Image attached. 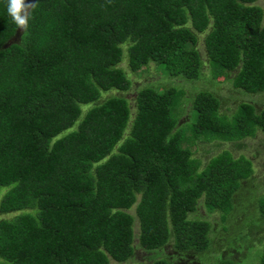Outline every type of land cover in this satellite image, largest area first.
<instances>
[{
    "label": "trees",
    "instance_id": "16d2710c",
    "mask_svg": "<svg viewBox=\"0 0 264 264\" xmlns=\"http://www.w3.org/2000/svg\"><path fill=\"white\" fill-rule=\"evenodd\" d=\"M255 1L26 0L35 7L24 31L0 0V215L10 214L0 218V264L122 262L133 253L134 218L151 246L208 248L209 222L188 213L202 198L225 221L251 162L221 150L199 169L182 144L264 135V110L240 102L224 121L217 98L197 91L186 128L173 114L181 88H140L131 119L125 97L102 95L128 89L123 57L135 71L157 53L163 75L197 76L195 33L205 30L213 79L218 69L234 71L233 88L264 91V15ZM255 261L264 264V244Z\"/></svg>",
    "mask_w": 264,
    "mask_h": 264
},
{
    "label": "rangeland",
    "instance_id": "374dc122",
    "mask_svg": "<svg viewBox=\"0 0 264 264\" xmlns=\"http://www.w3.org/2000/svg\"><path fill=\"white\" fill-rule=\"evenodd\" d=\"M254 3L262 8L264 15V2L256 0ZM206 31L195 33L196 43L194 47L198 51L200 59L197 76L193 77L190 70H186L182 76L177 77L163 75L164 73L156 64L157 53L144 54L146 63L135 71L128 70L126 58L123 57L118 65L127 73L130 81L128 89L105 92L102 97H107L110 94L125 97L131 119L135 109V94L140 88L153 87L157 91L168 86L181 88V92L183 90L184 93L182 98L178 100L173 114H176L179 124L183 123L182 125L186 128L195 119V112L190 110V107L193 95L197 91L207 90L217 98L218 113L226 115L223 116L224 121H228L230 114L240 102H248L253 105L256 112L264 109V91L246 93L231 86L234 71L226 72L218 69L219 74L213 79L211 76L212 67L208 62L203 44ZM19 33L20 30L17 29L9 41H17ZM184 135L190 136L188 129H185ZM182 145L189 148L191 156L198 161L199 169L208 162L209 158L220 153L221 150H229L232 156L244 155L254 161L251 163L252 174L242 181L240 188L233 195L234 209L230 211L225 221H221L217 211H209L207 207H204L202 198L198 199L195 210L188 213V218H199L209 222L208 237L210 244L206 250L201 252L177 251L172 246L171 241L162 245L151 246V244L139 240L137 237L138 222L134 218L132 255L122 262L109 258L108 264H151L154 259L160 257L170 260L174 264H209L225 258L234 260L236 263L241 262V264H256V256L260 246L264 244V216L261 215L260 210V200L264 198V135L257 131L253 137H246L234 142L205 141L198 138L192 144L186 141ZM128 211L134 215L133 207ZM253 212L259 214L257 216L259 220L256 221L255 218L250 217V222H248L246 217L251 216ZM8 216L10 214L0 215V218ZM259 222H261L260 225ZM247 225H253L257 228L253 229L250 226L249 229H245ZM236 228L240 233L236 232Z\"/></svg>",
    "mask_w": 264,
    "mask_h": 264
},
{
    "label": "clouds",
    "instance_id": "9594fccd",
    "mask_svg": "<svg viewBox=\"0 0 264 264\" xmlns=\"http://www.w3.org/2000/svg\"><path fill=\"white\" fill-rule=\"evenodd\" d=\"M34 7H35L34 4L26 3V0H8L7 2V11L9 16L11 17L15 25L19 29H22L24 31H27L29 27V20L32 15L31 9Z\"/></svg>",
    "mask_w": 264,
    "mask_h": 264
},
{
    "label": "crops",
    "instance_id": "0c3cea01",
    "mask_svg": "<svg viewBox=\"0 0 264 264\" xmlns=\"http://www.w3.org/2000/svg\"><path fill=\"white\" fill-rule=\"evenodd\" d=\"M244 139V138H243ZM242 140V139H241ZM233 157H237V156H233ZM247 158V157H246ZM248 160H250L249 158H247ZM258 159V158H257ZM251 161V160H250ZM254 162V161H251V163ZM252 174V173H251Z\"/></svg>",
    "mask_w": 264,
    "mask_h": 264
}]
</instances>
